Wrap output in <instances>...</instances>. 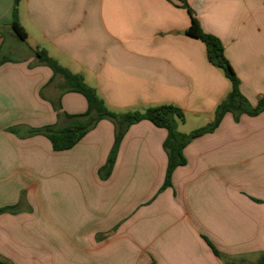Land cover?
<instances>
[{"label":"crops","instance_id":"0c3cea01","mask_svg":"<svg viewBox=\"0 0 264 264\" xmlns=\"http://www.w3.org/2000/svg\"><path fill=\"white\" fill-rule=\"evenodd\" d=\"M218 37L252 105L264 97V0H186ZM0 0V259L11 264H226L264 255V112L227 114L185 149L187 164L160 192L167 130L133 125L111 176L101 179L115 126L100 121L55 151L31 129L88 110L37 56L47 51L84 77L116 113L173 105L198 129L231 91L205 44L186 34L180 0ZM30 45L31 54H24ZM20 53V57L15 55ZM60 105V110L55 108ZM15 129V131H11ZM194 129V130H195ZM219 252L217 256L210 246Z\"/></svg>","mask_w":264,"mask_h":264},{"label":"trees","instance_id":"16d2710c","mask_svg":"<svg viewBox=\"0 0 264 264\" xmlns=\"http://www.w3.org/2000/svg\"><path fill=\"white\" fill-rule=\"evenodd\" d=\"M183 6L189 10L192 16V25L186 31V34L192 38L201 40L207 49L209 61L221 69L231 83V91L226 98L219 103L215 110V118L212 122L191 131L190 133L181 132L179 127L185 122L184 111L173 105H162L150 107L143 111L134 110L126 113H116L111 111L105 104V101L98 95L96 89L89 86L84 77L74 74L68 69L62 67L55 59L49 56L47 51L37 52L40 62L48 66L54 73V76H62L61 92L79 93L83 95L88 103V110L79 115L64 114L67 124L60 127L47 126L30 130V135H43L47 137L55 151L70 150L75 147L97 124L102 120H109L115 126V141L108 156L106 164L99 170L101 179L107 180L114 169L119 154L121 142L123 141L129 129L142 121H149L159 128L167 130V138L164 142V150L168 157V165L165 180L160 192L172 187V179L175 170L187 164L185 149L195 139L215 132L221 125L227 114H232L235 121L238 122L243 115L257 117L264 112V97L256 105H252L241 91L240 80L225 55L223 42L216 36L203 31L198 20L194 17L193 10L186 0H180ZM21 0H15L14 21L12 28L20 40L28 38L27 33L19 21V5ZM6 58H0V65L6 62ZM55 108L60 110V105L55 104ZM15 131V129H11ZM11 209H1L0 214ZM215 254L219 257V252L213 247ZM0 264H11L0 259ZM226 264H264V255L257 261L247 263L246 261H227Z\"/></svg>","mask_w":264,"mask_h":264},{"label":"rangeland","instance_id":"374dc122","mask_svg":"<svg viewBox=\"0 0 264 264\" xmlns=\"http://www.w3.org/2000/svg\"><path fill=\"white\" fill-rule=\"evenodd\" d=\"M25 48V51H24V54H26L27 56H29L31 54V48H30V45H27V46H24ZM20 53H18L17 55H15V58L17 57H20ZM60 80H62L64 82V79L62 76L58 75L57 76ZM143 111V110H141ZM196 125H193L190 121L187 123V125L185 126L184 130L186 132H190L191 130H194L196 127Z\"/></svg>","mask_w":264,"mask_h":264}]
</instances>
